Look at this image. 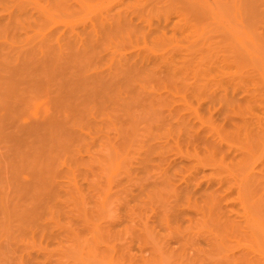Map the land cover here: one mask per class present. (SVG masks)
Here are the masks:
<instances>
[{
	"label": "bare ground",
	"instance_id": "1",
	"mask_svg": "<svg viewBox=\"0 0 264 264\" xmlns=\"http://www.w3.org/2000/svg\"><path fill=\"white\" fill-rule=\"evenodd\" d=\"M11 2H13V7L15 6L17 11H8L7 18L5 16V18H3V21L5 19L6 20L5 22L11 23V24L13 23V25H14V23L17 24L18 22L21 23L23 16H25L23 14L24 13L26 14L27 11L25 10L26 12H24V10H23V14L20 11L25 6V4L27 2H32L33 4L39 5L41 17H42V18L41 17L40 18L42 20L44 17L43 15L50 14L51 9H52V11H53V9L59 10V11L63 10L64 13H67L69 16H73L81 8V10H84V12L88 11L87 12L88 15L94 13L95 17H97V18L94 22L91 20L92 23H90V24L84 23V20L81 19V21L83 23L82 24L79 23L80 25L75 24L78 21H75V20L68 21L67 20L66 26L64 27V28L67 27V30L65 29V31H67V32L62 33L63 35H61V42L59 41L60 39H58L60 37L57 38L58 40L55 39V40H57V44H53V42H51V40L53 39L52 37L57 35L54 32L55 35L52 36V34H50V33H53L52 32L53 30H52L50 33L48 32L51 36H49V35L47 36V35L41 33L42 36L41 37L38 36L39 39L40 38L41 39L36 41V44L35 43L32 44L31 41L28 42L30 37L28 40L26 39L27 43L25 41V45L26 44L28 45V43L29 44L31 43L30 47L28 46V48H25L24 44L19 42L22 45L20 44L21 46L19 45L18 47L23 46L25 49L20 48V50H19V48L17 49L16 48L17 46H15L14 48H16V50H19V51L17 52L15 57L10 56L11 58L13 57V59H9V58L7 59L8 54H9L8 52H6L8 54H6L5 58L2 56L3 54H1L0 57H2V59L0 58V202L5 200V199L8 200V198H9L8 195H10V197L12 196L13 198L17 199L18 206L20 208H22L21 211L23 209L25 212L33 210V211H35L34 214H36V216H37V214L41 215V213H42L43 205L40 204L41 201H49L55 195H59L60 193H62V191L67 192L66 188H68V187L73 188V190L76 193L77 192L80 193L79 191L82 190L80 186L83 185L82 183L79 182L80 177H82L86 181L84 183L85 184L87 183V187H88L87 189L92 190L94 187L99 185V186H97V189L101 188L100 189L101 191L105 190V189H103V187H100V185L104 184L103 182H105V181L109 182V183L107 182L108 185L110 184L109 188H110V186L113 187L115 185L114 183L117 182L116 183L117 186L118 187L121 186V188H119V189H121V191L124 190V192L128 191V190H125V189H129V187L126 188L127 186H130V188H135V184H137L139 186V184L142 183L141 185L143 187L144 186L146 187L147 183H148V181H150V179H151L150 184H149L150 187L155 186L156 185L155 183H157L158 180H160L159 183L161 184V181H163V180H161V179L157 180V178L160 177L159 174L161 175V173L156 174L159 176V177L155 178L157 180L156 182H155V179L152 180L154 177H156V175L152 176V175H150L151 173L148 174V175H150V179L148 178V181H145L147 178H144L145 180L143 182H141L142 178H140V182H139V181H137V180H139V177L135 176L133 178V175L130 172V169H131L130 167L132 165H130L129 168H126L127 169L126 171L123 168L120 170L118 168H121L120 165H123L125 158H127L131 152H134V154H139V148L136 147V145L139 143V133L142 134V132H143L142 130H144V128L139 127V119L141 118V115L143 116V113L145 112L147 114L145 116L149 117L148 119H144L145 123L142 122L143 124H146V127L144 125V127L146 128L144 131L145 135L147 134V131H148V133H149V131L150 132L152 131L151 130L152 128L151 129L149 128V126L152 125V123L150 121L153 120L155 122L156 118L160 121V118L163 119V118L167 117L166 114L161 113L159 111V109L157 110V108L158 107L163 108V107H161V105H162V103L165 104V102L169 101V100H167L168 98L175 100V99H173V97L169 96V95H172V93H170L169 95L168 94L164 95V94L159 93L160 89H163L166 86L168 88L173 86L171 83L169 85L166 84L167 82L169 83V81H171L168 78L174 79V75L178 74L179 70L184 69L182 71L185 72V66L187 64L189 66L192 63V62L189 63L188 61H192L194 59L193 57L195 56L196 59H194V61L196 62V60H198V58H199L197 55L199 52L206 51L208 53V50L209 51L212 50L214 52L217 50L219 54L215 52L216 54L214 53L213 55H216V58H218V60L220 58V60L224 66H225V63L228 62V63H226V66L228 64H230L229 65L230 69L231 68L234 69V70L232 69L233 71L231 70L232 74L229 73V76H230V77L228 76L229 79L224 78V79H226L227 82H229L231 84L230 89H232V85L234 86V84H236L237 82L240 81L239 83L246 84L247 83L246 81H248V80L255 82V83H252L253 84L252 86H254L255 89L249 90L248 88L247 89L242 88L243 91L245 90L246 95L244 98H241V99L242 100L244 99L245 106L247 104L249 105V106L248 105L247 106L249 108L248 111L250 110V114H251L250 118H247V116L245 115L244 110H246L247 108H244L245 106H242L243 104L240 105L243 101L242 102L237 101L240 99L239 97H238L239 99L233 98L234 96L229 97L228 96L229 94L228 95L225 94V96H224L225 97L224 99L227 102V103L225 102V104H228L229 101L231 103V100H232V105H228L230 108H231V106L233 107V102L235 100L237 101V105L240 102L238 106L235 105L236 108L237 107L239 108V112L236 111L235 113H239L238 115L240 116V117H238L239 121H238V118L236 117L237 120L235 123L237 125L234 126L236 128L235 134H237V136H239V137L243 136V138H244L243 140H246V144L244 143V148H242L241 150L239 149L241 151V152H239L240 153L239 157L238 158L235 157V161H233L234 164H231L232 162L230 163V165H232V169L233 168L235 169L238 166L237 167V169H238L237 174L234 173V175H233V177L235 176L233 182L230 185H227V186H229L227 188V191H228L227 193H229V194L231 193V195H232L233 191H235V193H236V195H234V197H232L234 200L231 197H229L230 195L228 196V194L226 193L227 198L229 197L231 199L230 200L231 202H232V200L235 201V205H236V202H239V208H238V210L231 211L230 209H228L230 207H228L227 205L221 204L220 199H222V201H223L224 198H221L222 196L219 197L220 195L218 197H216V194H215L214 196L210 195L211 197L208 196V199L212 198V200H211L212 203L209 204L210 206H208L207 214L202 213L204 211L203 210L200 212L202 214H199V215H201V217H200L201 220L202 219L204 220V218H205L204 221H207V218L209 220V218L218 217L216 219V222L220 220L218 222L219 225L215 224V230H217L216 228H218L217 231H219V227L223 228V226H224V228H226L227 227L226 225L228 224L229 221H231V223L230 222L229 223L232 225V227L235 226V228H237L240 225L241 226L245 225V226H243L245 229L244 233H246V234L249 233L250 237L254 233L253 234L254 236H252L253 238H251L254 241H251V242H253V243L255 242L257 244L258 241H260L261 243H260V250H259V252L255 253L257 255L254 257L251 255H249V256H251V257H249L248 255L244 254V257L241 260L240 259L232 260L231 259L232 256H230V260H229L228 256H227V258H226L227 260L220 257L219 259L214 258L215 260H213V261L208 260L209 262L207 260H206L207 262L202 261L199 264H264V237L262 236L263 232H264V151H262V149L264 150V147L262 148V146H264V0H44V2H42V0H11ZM8 3H10V2L8 1ZM141 3H144L146 6L143 4L144 7L142 6V8H141L140 7ZM10 4H12V3H10ZM37 5H36V7H38ZM148 7H151L150 8L151 10L149 12L147 11V9H149ZM161 7L165 8L166 12L164 11L165 14H163V12H162V14L159 13L160 15L158 14L159 16L156 17L157 21H153L152 18L151 19L146 18L143 15L144 12L142 13V10H143V11L151 14V11H153V10L157 11L156 9H158V8H159L158 9V11H159L160 9H162ZM144 8H145V10H144ZM19 12L23 15V16L20 15L22 18L19 16V14H20ZM154 13L157 14V12H154ZM154 13L151 14V16L152 15L154 16ZM150 14H146V15L150 16ZM52 15L53 14H51L50 17ZM27 16H28V14H27ZM143 16H144V18H143ZM58 17H60V16H58ZM0 18H2V17L0 16ZM139 21H140V23H143V25H144V23L147 24V25H145V27L143 26L145 28L144 30L142 29V25L139 24ZM85 22H86V20H85ZM0 24H3V22H0ZM6 25L8 26L9 24H6ZM139 25H141V27ZM3 26H5V24ZM146 26L148 27V30L146 29ZM57 29L59 30V28H57ZM145 30H147V31H145ZM5 31H7V30H5ZM12 31H14V30H12ZM59 32H61V31L59 30ZM209 32H212V33H209ZM57 33H58V31H57ZM207 33H209V35L212 34V36H210V37L206 36ZM27 34L29 35V33H27ZM149 36L151 38L150 39L151 43L149 40L147 41V37L149 39ZM50 37L52 38L51 40H50ZM139 39L140 40L143 39L141 41L142 43L139 41ZM172 40H173V42L177 40L178 43L177 44L173 43V45H174L173 46V45H171ZM0 41H3V40H0ZM21 41L23 42L24 40H21ZM168 41H170V42H168ZM135 42H137L135 44L136 48L131 52L127 51L128 48H126V46H129L131 44L133 45ZM167 42L170 44V47L169 46H168V48L162 47ZM54 43H56V42L54 41ZM152 43H153V45H152ZM158 43L161 44L162 46L160 47V45ZM133 46H132V48H134ZM129 47L131 48V46H129ZM165 47H167V45ZM2 49L4 50L5 48H2ZM10 49H9V51H10ZM213 49H215V50H213ZM13 50L16 51L15 49H13ZM203 52H201L202 55L205 53V52L204 53ZM209 53H212V52H209ZM204 55H203L204 58H206V54H204ZM209 55H212V54H209ZM208 58H206V60ZM202 59H203V57H202ZM215 59H213V60H215ZM198 61H200V59ZM209 61H211V59H209ZM195 62H193L194 66H193V64L190 65V66H192L191 68H188L186 66L188 69V70L186 69L187 72L189 71V69L193 70L191 75L193 74V72L196 71L195 73H197V71L200 70L199 67H197V66L201 67V65H202L201 63H200L201 65H200L199 62L195 64ZM212 62L213 61H211V63ZM205 64H207V63H205ZM213 65H217V63L213 64ZM194 67H196V69ZM229 67H227V68H229ZM223 68L225 69V67H223ZM223 68L221 67V69H223ZM210 69H212V67ZM218 69H220V68H218ZM204 70H205V67H204ZM179 73L182 74L183 72L179 71ZM220 74H222V73H220ZM182 75H186V74L184 73ZM196 75H198V73ZM181 76H179V77H181ZM201 76H203V75L201 74ZM213 76H214V74H213ZM183 77H185V78H183ZM186 77L187 76H182L181 79L182 80L184 79L186 81ZM193 78H195V77H193ZM203 78H205V77H202L200 79H203ZM237 78L240 80L236 81ZM165 79H166V81L167 80L168 81L166 82ZM176 79H177V82H178V80L179 81L181 80L180 78L178 79V75H177ZM221 79L224 80L223 77ZM182 80L180 81V83L182 82ZM143 81H144V83L148 82V84L142 83ZM159 81L161 83H163V86L166 84L165 87L162 88V84L159 83ZM185 81H183V82H185ZM189 81L190 80H188V82ZM205 81L207 82L206 79H205ZM155 82H158L157 84H159V86L161 85L160 87H158L159 92H157L154 89ZM174 82H176V81H174ZM200 82H202V80ZM204 82H203V84H204ZM180 83H177L178 84L177 87L180 85ZM189 83H188L189 86L186 85L187 84V82H186L185 85L183 84L182 86L177 88V92L179 91L180 94L182 93L181 95H184L183 94V92H184L185 93L184 96H186V95H188V92L190 90V93H192V95L196 94L197 90H199V88H198L199 86L197 87L196 84L190 85ZM232 83H234V84H232ZM142 84H143V86L144 85H146V86L139 89V86L141 85L140 87H142ZM149 84H151L150 87H152L151 91L155 90V92H156V94L153 92L154 93V96H153L152 95L153 93L150 91L152 93L151 94L149 92L151 94V97L149 94H146L147 96L149 95L148 97L151 99L149 101V103L152 104V103H155V101H160V103H161V105L160 104H159V106L157 105L158 106L157 108H156V106H152L153 107L152 110L155 107L153 112H155L157 110L156 112L159 111L158 112L159 114H162V115L164 114V117L162 115L161 116L157 115L156 112L152 113V110L150 112L148 109H145L147 106L145 107L144 105H147L148 102L146 104L145 103L146 101L143 99H146L147 97L145 98V96H143L144 98H142V96H140V95H143V94H141L139 90H144V88L148 87ZM198 84H199V82H198ZM242 84L237 83L235 86H237V85L241 86ZM226 85H228V83ZM235 86H234V89H235ZM244 86H246V85H244ZM250 86H251V84H250ZM250 86H248V87H250ZM175 87H176V83L172 88H175ZM229 87H230V85H229ZM237 87L240 88L239 86H237ZM148 88H146V89H148ZM203 88H206V86ZM211 88H213V87H211ZM228 91L229 90L227 87V92ZM202 92H200V93H202ZM227 92H225V93H227ZM143 93H144V91H143ZM168 93H169V91H168ZM173 95H174V93H173ZM206 95H208V94H206ZM193 96H195V95H193ZM193 96L188 95V97H191V99H193ZM209 96H211V95H209ZM180 97H182L183 99H185V98L187 99V96L186 97L180 96ZM212 97L210 99H213V98L215 99V97H213V98ZM139 100L143 101L141 104L142 106L140 105L142 107L141 111L139 110ZM172 100L169 101L168 104L167 103L166 104L169 105L170 103H172ZM202 100H203V98H202ZM150 104H148L149 108L151 106ZM250 104H255V105L258 104V106L257 105L256 106L261 109V110H259L262 112L261 116L255 115L256 114L255 111L257 109L254 110V114H253L254 108H252V107L254 105L250 106ZM175 106H177V105H175ZM178 106H179V104H178ZM228 106H226V107H228ZM166 107L171 108V107H173V105L172 106H170V105L165 106L164 112L167 110ZM180 107L182 108L183 106H180ZM170 108L166 112L168 113L169 117L171 115H174L173 117L175 119L177 117V121H175V122L178 123V127L185 129V131L188 130L187 132L191 131L189 124L188 123L186 124L187 119L185 120V118L187 117V114H186V117L183 118L184 114L180 115L177 112L178 107H176L177 109L176 108L170 109ZM184 108H190V107L184 106ZM238 108H237V110H238ZM93 110H95V112H92ZM182 110H183V108L181 109V111ZM202 110H203V108H202ZM233 110L231 111V109H230L229 111L233 112ZM161 111H162V109H161ZM243 111H244V113H243ZM223 112H224V110H223ZM230 112H229V114H230ZM235 113H232V114L235 115ZM175 114H176V116H175ZM93 115L95 117H96V115H98L96 120L98 119L99 116H101L102 120L101 121L99 120L100 122L93 121L95 119L90 117ZM154 115L158 116L159 118L153 117ZM88 116L93 119L92 120L93 122H91V119L88 118ZM145 116H143V117H145ZM169 117H167V118H169ZM254 117L256 119H253ZM157 119H156L155 123H159V121ZM208 119L209 118H207V121H208ZM164 120L167 121V123L169 122V120H167V119H164ZM172 120H174V119H172ZM146 121H148V122H146ZM161 121H163V120H161ZM165 121H163V124H167ZM237 121L239 123H237ZM92 123H94V124L99 123L98 127H97V125H95L97 127V128L95 127L96 128L94 130L95 132H91V131L85 132L84 129L88 130V129L94 128V127L91 128L94 124L91 127H89L88 129L86 128V126H89ZM100 123H102L101 126H100ZM227 123H228V121H227ZM105 125L108 128L107 130L104 129ZM185 125L189 126L190 130ZM155 126L158 128L161 127V125L160 126L155 125ZM169 126H171V125L169 124ZM176 127H177V125H176ZM176 127L174 126L173 128H176ZM234 127H232V128H234ZM171 128H172V126H171ZM209 130H211V129H209ZM111 131H113V132H111ZM192 131H193V129H192ZM187 132H185V134ZM233 132H234V130H233ZM111 133H113V134H111ZM151 133H154V132H151ZM151 133H149V134H151ZM142 135H141V137H143ZM162 135H164V133L161 134V138L163 137ZM178 135H179V133H178ZM178 135L176 134V136H178ZM187 135H188V133H187ZM224 135H225V133H224ZM228 135L229 134H227V137H228ZM214 136H215V134L213 135V137ZM230 136H232V134ZM237 136H235V137H237ZM187 137L191 138V137H193V134H192V136L190 134V136L188 135ZM198 138H199V135H198ZM224 138H226V137H224ZM229 138L227 140H230ZM199 139L201 141V139H203V138H201V136H200ZM199 139L197 141H199ZM186 140H188V139L186 138ZM232 140H234L233 137H232ZM167 141H169V140H167ZM175 141H176V139H175ZM189 141H191V139ZM95 142H97V144H98V146L95 145L98 147V149L96 152L95 151L92 152V151H90L91 146H92V143L95 144ZM180 142H182V141L180 140ZM78 143H79V145H77ZM199 143H201V142H199ZM241 143H242L241 145H243V141ZM137 146H139V145H137ZM142 147H144V146H142ZM260 148H261V150L259 151ZM213 151H215V150L213 149ZM96 153L99 155L98 158H97ZM123 154H125V156ZM130 155H133V154H130ZM163 159H164V157H163ZM212 159H215V158H212ZM113 160H115V163L117 161V163L114 164ZM209 160H211V159H209ZM161 161H162V159H161ZM217 161L219 163L221 162L220 164L223 167L224 166L226 167L227 164H224V165L222 164L226 161H223V162L221 160H217ZM218 162H216L215 164L218 165L219 164ZM235 162H236V164L237 163L238 164L236 165ZM112 163L115 165L113 167L114 169L113 168L111 169ZM126 164H128V163L126 162ZM126 164L124 163V165H126ZM235 165H236V167H233ZM115 167H116V169H115ZM122 167H124V166H122ZM227 168H229V167L227 166ZM230 168H231V166H230ZM117 169H118V172H123L126 174V176H124V174H123V176H124L123 179H126L125 182L122 181L123 179L117 178L119 174H122V173H118L116 171ZM165 169L167 170V168H165ZM214 169H216V168H214ZM134 170H132V171H134ZM146 170H147V168H146ZM204 171H205V169H204ZM228 171L229 170H227L226 172H228ZM108 172H110V173H108ZM164 172H166V171H164ZM148 175L147 176L145 175V176L148 177ZM161 178H163V177L161 176ZM115 179H116V182L114 181ZM133 179H136V180L134 181ZM163 179H165V178H163ZM165 180H168V179H165ZM229 180H230V178H229ZM218 181H220V180H218ZM228 181H226V182H228ZM144 182H146V184ZM151 182H153V183H151ZM196 183H198V182H196ZM152 184H155V185H152ZM108 185H106V186H108ZM131 185L134 187H131ZM141 185L139 186L140 189L143 188ZM138 186H137V188H138ZM156 186H157V188L152 187V189L156 188L158 191L159 190L158 187H160V185H156ZM215 186H216V184H215ZM145 187H144V189H147V187L146 188ZM180 187L181 186H179L178 189H180ZM208 187H207V189L211 188V187H209V188ZM104 188H105V186H104ZM184 188L182 187L180 190L174 188V191H175L174 192V194H175L174 200H175V202L177 201L176 197L178 198L180 196L179 194H181V192H182V194L188 192V189H187L188 187L186 189H184ZM194 188H195V186H194ZM110 189H112V188H110ZM140 189H138V190H140ZM219 189H221V188H219ZM93 190H96V188ZM131 191H133V190H131ZM147 191H148V194L144 193ZM149 191H150V193H149ZM153 191H155V189ZM157 191H156V195H157ZM216 191H218V189ZM106 192H107V189H106ZM196 192H198V191L196 190ZM99 193L101 194V195H99V197L105 195V191L99 192ZM102 193H104V195H102ZM153 193L154 192H152V190L148 188V190H146V191L144 190L142 194H146V196L147 195L150 196ZM194 193H195V191L193 192V194ZM222 193H224V192H222ZM174 194H172V195H174ZM153 195H155V194H153ZM6 196H8V198ZM71 196L74 197V195H71ZM162 196H160V197H162ZM3 197H5V198L3 199ZM105 197H107V195L104 196V198L100 197V201H102V203H101L102 206L104 205V202H105L104 200H106ZM134 197H135V195H134ZM224 197H225V194H224ZM150 198H152V197H150ZM154 198H156V197H154ZM180 198H182V197L180 196ZM162 200H164V199H161V201ZM204 200H205V198H204ZM165 201H168V200L165 199ZM170 201H172V200H170ZM170 201H168V202H170ZM168 202H164V203H168ZM177 202H179V201H177ZM224 202H225V200H224ZM3 203L4 202H2V205H3ZM170 203L165 204V208H164V205L161 206L162 209L164 208L165 213L162 212L163 213L162 215H164V217L167 218V223L170 224V220H171V222H174V220L176 222L179 218H180L179 221L182 219L186 220V219H184L185 216L187 217V215H190V214L187 213L186 215H184L187 212V210L186 209L183 210L181 208L184 211V214H183L181 209L179 208L180 206H184V205L180 204V206H179V205H176L178 203H175V204H170ZM101 205L99 203V206H101ZM4 206H2V207H4ZM15 206L17 207V205H15ZM99 206L97 205L96 208ZM104 207H105V205H104ZM104 207H102V210L104 209ZM119 207H121V206H119ZM204 207H205V205H204ZM128 208H129V206H128ZM157 208H160V206ZM184 208H185V206H184ZM17 209H18V207H17ZM99 209H101V208H99ZM99 209H98V211H99ZM118 209L115 212L116 216L122 214V213L118 214V211L121 212ZM127 210H129V209H127ZM156 210H154V211L155 212L159 211V210L158 211H156ZM130 211H131V209H130ZM161 211H163V210H161ZM198 211H199V209H198ZM38 212H40V213H38ZM26 213H29V212H26ZM26 213H25V215H27ZM87 213L89 214V211H87ZM87 213H85V215ZM128 213H130V212H128ZM229 213H231V215L233 213L234 216L233 215L230 216ZM34 214H32V216ZM160 214H161V212H160ZM160 214H158V215H160ZM165 214H166V216H165ZM205 214H206L207 218L204 217ZM213 214H216V215H213ZM28 215H30V214H28ZM87 215H86V218L88 217ZM112 215L110 218H112ZM115 215H113V216L116 217ZM162 215H161V217H162ZM183 215H184V217H183ZM118 217L116 218L117 220L119 219ZM121 217L123 218L125 216L121 215ZM121 217H120L119 221L122 220V222H123V219ZM142 217H144V215ZM154 217H155V215H154ZM188 217H190L192 220H195V221L197 219L200 220V218H197L196 215H195L196 219L192 218L191 216H188ZM234 217L236 219H237V217H239L238 218V219H240L239 221L240 222L242 221L244 224L237 225V224H239V221L237 222V220ZM116 219L114 218L112 220V222L113 221L115 222ZM152 219H150V220H152ZM223 219H224V221H223ZM117 220H116V222H118ZM199 220L197 221L198 223H203L204 225L206 224L203 222V220L202 221L201 220L199 221ZM156 221H157V219H156ZM187 221H189V220H187ZM195 221H194V223H196ZM211 221H213V220L211 219ZM214 221H215V219H214ZM222 221L223 222L228 221V222H225L227 224H224V223H222ZM150 222H152V221H150ZM159 222H161V220ZM183 222H182V224H183ZM213 222H212V224L214 225L215 222L214 223ZM236 222H237V224H236ZM86 223H87V225L90 226V224H88V222H86ZM86 223H85V225H86ZM144 223H146V222H144ZM148 223H149V221L147 222V224ZM152 223H155V220H153ZM180 223H181V221H180ZM207 223H209V221ZM110 224H108L109 227H110ZM147 224H145V225L142 224L143 228L145 227L146 230H148L149 228L151 229L153 224L152 225H149V224L147 225ZM157 224H156V226H158ZM220 224H222V225H220ZM114 225H115V223H114ZM114 225H112V227ZM135 225H136V221H135ZM164 225L166 226V224H164ZM204 225L201 224L202 227H204ZM206 225H208V224H206ZM216 225H218L219 227H216ZM89 226L88 227L86 226L87 229L89 228ZM170 226H171V224H170ZM173 226H174V224H173ZM112 227H111V229H112ZM84 228H85V226H84ZM106 228H108L107 225H106ZM167 228H168V226H167ZM94 229H96L95 226H94ZM153 229L155 230L156 228H153ZM176 229H178V231H179V228H176ZM237 229L239 230L240 227ZM112 230H114V229H112ZM171 230H173V228ZM91 231L95 233L97 230L93 231V229H92ZM137 231H138V229L136 230V232ZM150 231H152V230H150ZM187 231H189V230H187ZM136 232H133L132 235L133 234L134 235L131 236V238H133L135 241L138 240V239H136L137 237L139 238V233H138L139 231L137 233ZM171 232H168V233H171ZM179 232H181V231H179ZM239 232L240 231H238V233ZM259 232H260V234H259ZM135 233L138 234V236ZM221 233H223V231ZM221 233L219 234V236L222 235ZM225 233H227V232H225ZM8 234H10V233H7L5 238L9 242L6 239H5L6 241L5 240L2 241L1 239L3 238V236H2V238H0V241H1L0 245H2L1 243H3V245L0 246V247H2L0 249V264H8L7 260L8 259L11 260L13 258L14 253L13 254L11 253L13 248H16L18 246V244H20V243H18V241H16L14 239L15 238L14 237L13 240H15L17 242V244L15 245L16 242L12 241V239H11L12 235H10L11 238H9ZM209 234H211V233H209ZM257 234H259L261 236V239H260V236L258 237ZM95 235H97V234L95 233ZM176 235H177V233H176ZM216 235H217V233H216ZM50 236L53 237L54 240L56 239L59 246L62 244L63 246L62 245L61 246L64 248L65 245H67V244L64 245L63 243H61L62 239H60L61 237L58 238L59 236L57 233L54 232L53 234H50ZM56 236H57V238H56ZM168 236L170 237V234ZM189 236L190 235H188V237ZM255 236H257L258 238L257 237L254 238ZM0 237H1V235H0ZM74 237H75V235H74ZM209 237H211V236H209ZM247 237H246V239H247ZM95 238L96 237H94V239ZM97 238H99V237L97 236ZM156 238L157 237L153 238L151 241L152 244L151 243H149V244L151 246L153 245L154 247H160V248H157V250H156L155 248L150 247L149 248V251H150L149 254H151V255L158 254L163 248L165 250L164 253L168 249H171V250H169V253H165V254L163 253V250H162L161 253H163L164 256L166 255V257H170L171 255L174 254L175 251H174V248H172L173 245L172 246L170 245L171 239H170V241H168L169 242L168 243L161 238H160L161 240L159 238H157V239ZM212 238H213V236H212ZM68 239H69V236H68ZM94 239H93V241L96 242V239L95 240ZM133 239H131V241ZM179 239H182L181 236L179 237ZM193 239H191V241L196 240L195 238H193ZM248 239H250V238L248 237ZM255 239H257L258 241H255ZM54 240H52V241H54ZM78 240L81 241V239H78ZM167 240H169V239H167ZM173 240L174 239H172V241ZM187 240L189 241V238ZM11 241L14 242L13 244H11V247H12V245H14L12 250L10 247H8L9 245L5 246V244H4L6 242L8 244H10ZM56 241H55V243H56ZM64 241H65V238L62 242H64ZM158 241H161L162 244H164L163 241H165L166 243H168V244L165 243L168 246L163 247L161 242L159 243ZM178 241H180V240H178ZM155 242H157V243L153 244ZM174 242H173V244H174ZM182 242H184V240H182ZM55 243H54V245H55ZM64 243H66V242H64ZM75 243H76V245L73 243L70 244V241H69V244L71 246L74 245L71 248H69L70 245L66 246V247H68V249H71V250H69V252L67 251L66 248L65 249H63L62 247L59 248V251L61 248H62V250H64V251L61 250V252H60L61 254L70 253V251L72 254L71 253L69 255L66 254L65 257H63L62 255L60 256V254H55V257H56L55 262H54V260L49 261L46 258V260L49 261V263H47V264H65L64 261L67 260L66 257H68V256H69L68 259H70V260H71V256L74 259V261H81V262L84 261L81 258H86L85 260H86L87 264H92L93 262L94 263L96 262L95 264H97V260H96L97 258H94V257H96V254L94 255V253L92 254L90 252V249H92V247H90V248L88 247V250L83 251L82 248L86 249V247H83L84 244L81 243L83 246L82 245L77 246L80 243H78L77 241ZM179 243H180V246H179V248H180L181 242H178V244ZM189 243H190V241H189ZM215 243H216V241H215ZM165 244H164V246H165ZM192 244H193V242H192ZM20 245H22V244H20ZM176 245H177V243H176ZM182 245H183V243H182ZM257 245H259V243ZM75 246L79 247V248L81 247L80 251H83V252L88 251L90 253V254H88V252H86L88 257L91 256V254H92V259L90 257L88 259L87 256L83 257L84 253H83V255L79 254L80 251H76L79 249L78 248L76 249ZM195 246H197V245H195ZM216 246H217V244H216ZM4 247H8V248H4ZM30 247H32V246H30ZM56 247H58V246H56ZM73 247H75V249H76L75 250L76 254H74L75 252H74ZM175 247H177V246H175ZM3 248L5 250L7 249V251H9V253L12 254L11 255L12 257L10 256L9 253H7V251H6V253H7L6 254ZM21 248H23V247H21ZM165 248H168V249H165ZM2 249H3V251H2ZM16 249H14V250L16 251ZM72 249H73V251H72ZM159 249H160V251H158ZM194 249H195V247H194ZM196 249L198 250L199 247ZM258 249H259V247H258ZM10 250H11V252H10ZM153 250L157 251V252H154ZM176 250H177V248H176ZM179 250H182V249H179ZM183 250H185V249H183ZM189 250H190V248H189ZM17 251H19V250L17 249ZM91 251L95 252L96 250L93 251V249H92ZM141 251L143 253V250H141ZM141 251H140V249H138L139 253ZM151 251H152V253H151ZM170 251H171V253H172V251H174V252L171 254ZM186 251H188V250L186 249ZM23 252H26V249ZM44 252H46V251H44ZM52 252H53V250H52ZM138 252H135V254H134L135 257L133 256V258H135L136 260H137L136 257L140 256L137 254ZM32 253H30V254H32ZM161 253H159V254H161ZM218 253H220V252H218ZM22 254H24V253H22ZM77 254H78V256H77ZM168 254H169V256H168ZM151 255H149V257H152ZM163 255H162V257H161V255H159V256L157 255V256H153V257H157V261H158V257L163 258L164 257ZM6 256L8 257V259ZM48 256H46V257H48ZM51 256L53 257L54 255H51ZM59 256H60V258H57ZM239 256L240 255H238V257ZM10 257H11V259H10ZM29 257H31V259H33L31 255H29ZM62 257L65 260H63ZM78 257L80 258V260H78ZM23 258L21 259L22 261H23ZM61 258L63 261L60 260ZM191 258H194V256L193 257L191 256ZM198 258H200V257H197V259ZM237 258H235V259H237ZM44 259H45V256H44ZM48 259H50V256L48 257ZM135 259H134V261H136ZM167 259H165L164 261H167ZM34 260L33 261L31 260L32 262L26 261L27 262L26 264H45L46 263V261H45V263H43L42 261L39 262L37 259L35 260L36 262H34ZM143 260H145V259H143ZM169 260H170V258H169ZM200 260H201V258H200ZM13 261H10V262H13ZM70 262H72V261H70ZM138 262H139V260H138ZM167 262H169V261H167ZM193 262H194V260H193ZM84 263H85V261H84ZM143 263H144V261H143ZM23 264H25V263H23ZM99 264H100V261H99ZM144 264H146V263H144ZM193 264H195V262Z\"/></svg>",
	"mask_w": 264,
	"mask_h": 264
},
{
	"label": "rangeland",
	"instance_id": "2",
	"mask_svg": "<svg viewBox=\"0 0 264 264\" xmlns=\"http://www.w3.org/2000/svg\"><path fill=\"white\" fill-rule=\"evenodd\" d=\"M8 1L10 2V3H12V4H10V3H8ZM42 2H44V0H42ZM144 3H141V8H142V6L144 7V5H143ZM36 5L37 4H33L32 2H27L26 4H25V6L21 9V13L23 14V10H24V12H26L27 11V13L25 14H23V15H25V16H23L20 12V14H19V16L21 15V16H23V19L21 20V23L20 22H18L17 24L16 23H14V25H13V23L11 24V23H7V22H5L6 20L4 19V21H3V18H5V16H6V18H7V14H8V11H17V9L15 8V6L13 7V2H11V0H0V16L2 17V18H0L1 20H0V22H3V24H0V40H3V41H0V56H1V54H3L2 56L5 58V56H6V54H8V57H7V59L9 58V59H13V57H15V55L17 54V52L20 50V48H28V46L30 47V44L28 43V45L26 44L25 45V41H26V43H27V40L29 39V37H30V39H29V41L28 42H32V44L33 43H35L36 44V41H38V40H40L39 39V37L38 36H42V34H45V35H49V36H51L50 34H52V36L53 35H55V33L57 34V35H55V36H53L52 38L50 37V40H51V42H53V44H57V40L58 39H60L59 41L61 42V35H63L62 33L63 32H67V31H65V29L67 30V27L66 28H64L65 26H66V23H67V20L68 21H70V20H75V21H78V22H76L75 24L76 25H78L79 23L80 24H82L83 22L81 21V19L82 20H84V23H88V24H90V23H92V21L94 22L95 20H96V18L97 17H95V14L93 13V14H87V12L88 11H85L84 12V10H81V8L78 10V12L75 14V15H73V16H69L67 13H64L63 12V10H61V11H59V10H54L53 9V11H52V9H51V11H50V14H46V15H43L44 17H43V20L41 19L42 17H41V12H40V8H39V5H37L38 7H36ZM35 6V7H34ZM146 6V5H145ZM150 6V5H149ZM8 7V8H7ZM15 8V9H14ZM147 8V7H146ZM149 9H147V11L149 12L151 9V7H148ZM162 8V7H161ZM159 9V8H158ZM158 9H156L157 11H155V10H153V11H151V14H153L154 12H157V14H155L154 13V16L152 17L151 16V14L150 13H148V12H145V11H143L142 10V13H143V15L146 17V18H152L153 19V21H157V18L156 17H158L160 14L159 13H161L162 14V12H163V14H165V12H166V9L165 8H162V9H160L159 11H158ZM165 9V10H164ZM26 10V11H25ZM144 10H145V8H144ZM165 11V12H164ZM27 14H28V16H27ZM51 14H53L51 17H50V15ZM87 14V15H86ZM146 14H150V16L149 15H146ZM159 14V15H158ZM57 15V16H56ZM20 16V17H21ZM28 18H27V17ZM58 16H60V17H58ZM69 16V17H68ZM91 16V17H90ZM144 16H143V18H144ZM149 16V17H148ZM41 17V18H40ZM22 18V17H21ZM20 18V19H21ZM28 20H27V19ZM26 19V20H25ZM47 19V20H46ZM42 20V21H41ZM59 20V21H58ZM80 20V21H79ZM85 20H86V22H85ZM92 20V21H91ZM66 21V22H65ZM65 23V24H64ZM5 24V26H3ZM6 24H9L8 26L6 25ZM79 24V25H80ZM139 24H141L142 25V29L144 30L145 28V25H147L146 23H144V25H143V23H140V21H139ZM141 25H139L140 27H141ZM63 26V27H62ZM144 26V27H143ZM4 27V28H3ZM53 27V28H52ZM6 28V29H5ZM9 28V29H8ZM57 28H59V30L61 31V32H59V30L57 29ZM55 29V30H54ZM146 29L148 30V27L146 26ZM4 30V31H3ZM5 30H7V31H5ZM12 30H14V31H12ZM53 30V31H52ZM147 30H145V31H147ZM53 32V33H50V32ZM57 31H58V33H57ZM50 34H49V33ZM55 32V33H54ZM27 33H29V35L27 34ZM42 33V34H41ZM209 33H212V32H209ZM209 33H207L206 34V36H212V34L211 35H209ZM215 34V33H214ZM16 35V36H15ZM33 36V37H32ZM58 37H60V38H58ZM58 38V39H57ZM27 39V40H26ZM33 41H32V40ZM55 39H57V40H55ZM151 38H150V36H149V39H148V37H147V41L149 40L150 41V43H151V40H150ZM214 39V38H213ZM21 40H24L23 42L21 41ZM143 40V39H142ZM142 40H140L139 39V41L141 42ZM212 40V39H211ZM14 41V42H13ZM54 41L56 42V43H54ZM214 41V40H213ZM19 42H21L22 44H24V47L22 46V47H18L21 43H19ZM168 42H170V41H168ZM167 42V43H168ZM211 42V41H210ZM137 42H135L133 45L131 44V45H129V46H131V48L129 47V46H126V48H128V50L127 51H129V52H131V51H133L135 48H136V46H135V44H136ZM142 43V42H141ZM165 44V45H161V44H159L160 45V47L162 46V47H164V48H168V46L170 47V44L168 43V44ZM171 45H173V43H175V44H177L178 42H177V40L176 41H174L173 42V40L171 41ZM21 44V45H22ZM20 45V46H21ZM152 45H153V43H152ZM167 45V47H165ZM13 46V47H12ZM15 46H17L16 48L18 49L19 48V50H16V48H14ZM27 46V47H26ZM132 46L134 47V48H132ZM174 46V45H173ZM172 46V47H173ZM11 49H10V48ZM171 47V48H172ZM2 48H5L4 50L2 49ZM15 49L16 51H14L13 49ZM24 48V49H25ZM9 49H10V51H9ZM209 49V48H208ZM205 50V49H204ZM213 50H215V49H213ZM6 52H8V53H6ZM201 52H203V51H201ZM201 52H199L197 55H198V60L200 59V61H198V60H196V62L194 61V59H196V57L194 56L193 58V60L192 61H188L189 63L190 62H192L191 64H193V62H195V64L196 63H198L199 62V64L201 65V67L200 66H197V67H199V69L200 70H198L197 71V73H198V75H196L197 73H195V72H193V74L191 75V73H192V71L193 70H191V69H189V71L187 72V67L188 68H191L192 66H188V64L185 66V72L184 71H182V70H184V69H182V70H179V71H181V72H183L182 74H186V75H182L181 73H179V71H178V74H176V75H174V79H171V78H168L169 80H171V81H169V83L166 81V79H165V81L167 82L166 84L167 85H169L170 83L174 86L175 85V83H176V89L175 88H172L173 86H171V87H165V85L163 86V83H161L160 81H159V83H161L162 84V88L163 87H165V88H163V89H160V92L158 91V87H160L159 86V84H157L158 82H155V87H154V89L157 91V92H159V93H161V94H164V95H169L170 93H172V95H169L170 97H173V99H175V100H172V99H170V98H168L167 100H169V101H171L172 100V103H170L169 105L170 106H172L173 105V107H169L170 109H173V108H176V107H178V110H177V112L180 114V115H183L184 117L183 118H185L186 117V114H187V117L185 118V120L187 119V122H186V124L188 123L189 124V126H190V128H191V131H189V132H187L188 130H186L185 131V129H182L181 127L179 128L178 127V123L177 122H175V121H177V117H176V119L173 117L174 115H171L170 117L168 116V113L166 112V111H168V109L169 108H167V110L164 112V108H165V106H169V105H167L168 104V102L169 101H167V102H165V104L164 103H162V105H161V103H160V101H155V103H152V104H150L149 103V101L151 100L148 96L150 95V97H151V94L154 92L155 94H156V92H155V90H153V91H151L152 90V87H150V85L151 84H149V88L148 87H146V88H148V89H146V88H144V90H139L140 91V93L141 94H143V95H140V96H142V98H144L143 96H145V98L148 100H146V99H143V100H145L144 102L147 104V102H148V104H150L151 106H150V108H149V105L147 104V105H144L146 108L145 109H148L150 112H151V110H152V106H156V108L159 106V104L161 105V107H163V108H160V107H158L157 108V110L159 109V111L161 112V113H164V114H166L167 115V117H169V118H167L166 116V118H160V121L161 120H163V121H165L164 119H167V120H169V122L167 123V121H165L167 124H163V121H159L156 117H158V116H153V117H155L158 121H159V123H155L156 122V119H155V122L152 120V121H150L151 123H152V125L151 126H149V128L152 130L151 132H154V133H151L150 131H149V133H151V134H149L148 133V131H147V134L145 135V127H146V124H143V123H145V121H144V119H148L149 117L148 116H145V115H147L145 112L143 113V116H145V117H143L142 115H141V118L139 119V127L140 128H144V130H142L141 132H142V134L141 133H139V143L137 144V145H139V146H137L136 145V147H138L139 148V154H134V152H131L130 154H133V155H130L129 154V156L127 157V158H125V161L128 163V164H126V162L124 161L123 162V165H120V167L121 168H118L119 170L120 169H125V171L127 170L126 168H129V166L130 165H132L130 168L132 169V170H134V171H132L131 169H130V172H131V174L133 175V178L135 177V176H138L139 177V180H137V181H139L140 182V178H142L141 179V182H143L145 179L144 178H147L145 181H148V178L150 179V175H152V176H155L156 174H159V173H161V175L159 174V176L158 175H156V177H152L153 179L152 180H154L155 178H157V177H159V178H157V180L158 179H161V180H163V181H161V184L159 183V181L160 180H156L155 179V182L157 181V183H155L156 185H160V187H158V191H157V186L155 185V184H152V185H155V186H152V187H156V188H154L155 189V191H153L154 189H152V187H150V181H151V179H150V181H148V183H147V189H144V187L141 185V184H139V186L141 185L143 188H141L140 189V187L137 185V184H135V188H130V186H127L126 188H128L129 187V189H125V190H128L127 192H124V190L123 191H121V189H119V188H121V186L120 187H118L117 186V182H116V179L114 180L116 183H114L115 185V187L113 188L112 186H110V188H112V189H110L109 188V185H108V181H105V182H103L104 184H102V185H100V187H103V189H105V190H103V191H101L100 189L101 188H98L97 189V186H99V185H97L96 187H94L93 189H95L96 188V190H91V189H87L88 187H87V183L85 184L84 182H86L82 177H80L79 178V182L80 183H82L83 185L82 186H80L81 187V191H79L80 193H76L74 190H73V188H71V187H68V188H66V190H67V192H64V191H62V193H60L59 195H55L53 198H51L49 201H41L40 202V204H42L43 205V209H42V213H41V215L39 214H37V216H36V214H34L35 213V211H26V212H29V213H26L25 211H24V209L21 211V209L22 208H20L19 206H18V201H17V199L16 198H13L12 196L10 197V195H8L9 196V198H8V196H6L7 198H8V200L7 199H5V200H3L5 197H3V201H1L0 202V235H1V237L0 238H2V236H3V238L1 239L2 241L3 240H5L6 238V234L7 233H10V234H8L9 235V238H11L10 237V235H12V241H14V242H16V241H18V243H20V244H24L23 246L22 245H20V244H18V250L19 251H17V249L16 248H13L14 247V245H12V247H11V244H13L14 242H10V244H8L7 242V244L6 243H4L5 244V246H7V245H9L8 247H10L11 248V250H12V248H13V250H12V252H11V250H10V252L13 254V258L11 259V255L12 254H10L9 253V251H7V249L5 250L4 248H8V247H4L3 249H4V251H5V253H6V251H7V253H9L10 254V259L11 260H9L8 259V257H7V261H8V264H23V263H27L28 261L29 262H32L35 258L40 262V261H42L43 263H45V261H46V263L45 264H47V263H49V261H51V260H54V262H55V260H56V257H55V254H60V256L62 255L63 257H65V255L66 254H70L71 253V251H70V253H66V254H61L60 252H61V250H62V246L60 245L59 246V244L57 243V241H56V239L54 240V238L53 237H51L50 236V234H53L54 232L55 233H57L58 234V238H60V239H62V241L64 240V238H65V241L64 242H66V243H64V242H62L61 241V243H63L64 245L65 244H67V245H65V247L63 248V249H67V251L69 252V250H71V249H68V247H66V246H68V245H70L71 243H73V244H75L76 245V241L78 242V243H80L79 245H77V246H80V245H82L81 243H83L84 244V246L83 247H86V249L84 248H82V250L84 251V250H88V247L90 248V247H92V249H93V251H95V252H92L91 250L92 249H90V252L93 254L94 253V255L96 254V257H94V258H97L96 260H97V264H99V261H100V264H134L135 262V264H144V263H146V264H193L194 262H195V264H199V263H201L202 261L203 262H207L208 260H211V261H213V260H215L216 258H224L225 260H227L226 258H227V256H228V259L230 260V256H232L231 257V259L232 260H238V259H242L243 257H244V254L245 255H251V256H256L257 254H255V253H257V252H259V250H260V241H258L257 239H255V241H258V243H259V245H257L255 242L253 243V242H251V241H254L253 239H251V238H253L252 236H254L252 233V236L250 237L249 236V233H244V231H245V229H244V227L243 226H245V225H240V224H244L242 221L240 222L239 220L240 219H238L239 217H237V222L239 221V224H237V222H236V224L237 225H240V226H238L237 228H239L240 227V229L238 230L237 228H235V226H233L232 227V225L230 224L231 223V221H225V222H228V224L227 223H225V222H223L224 221V219H223V221H222V223H224V224H227L226 226V228H224V226H223V228H220L218 225H219V221H217L216 222V219L218 218V217H216V218H209V220H208V218L206 217V214H207V210H208V206H210L209 204H211L212 202H211V200H212V198L211 199H208V196L209 197H211L212 195L214 196L215 194H216V197H218L219 195V197H221V198H224L223 199V201H222V199H220L221 200V204H223V205H227L228 207H230V208H228V209H230L231 211H233V210H238V208H239V202H236V205H235V201H233L234 199L232 198V197H234V195H236V193H235V191H233V193H232V195H231V193L229 194V193H227L228 191H227V188L229 187V186H227V185H230L232 182H233V180H234V177H233V175H234V173H236L237 174V167H236V165L238 164H236V162H235V166H233V167H236L234 170L232 169V165H230V163L231 164H234V162L233 161H235V157H239V152H241L240 150L242 149V148H244V143L246 144V140H243L244 138H243V136L242 137H239V136H237V134H235V131H236V128L234 127V126H236L237 124L235 123L236 122V120H237V118L238 117H240L238 114L239 113H235L236 111L237 112H239V108H238V110H237V108H236V106H238L239 105V103L240 102H242L240 105H242V106H245V104H244V99L242 100L241 98H244L245 97V95H246V93H245V90L243 91L242 90V88L244 89H255L254 88V86H252L253 84L252 83H255V82H252V81H246L247 83L246 84H244V85H246V86H244L242 83H239L240 81V79H238L237 78V80L236 81H239V82H237L238 84H242L241 86L240 85H237V86H239L240 88H238L237 86H235L236 84H234V83H232V84H234V86H235V89H234V86L232 85V89H230L231 88V84L229 83V82H227L226 81V79H229V73H231L232 74V71L234 70L233 68H231L230 69V67H229V65L230 64H228L227 66H226V63H228V62H226L225 63V66L223 65V63L221 62V60H220V58H219V60H218V58H216V55H213L215 52L216 53H218V51L216 50L215 52L214 51H209L208 50V53L206 52V51H204L203 53L204 54H206V58H208L207 60H206V58H204V56L202 55V53ZM209 52H212V53H209ZM215 53V54H216ZM209 54H212V55H208ZM219 54V53H218ZM196 55V56H197ZM10 56H13L12 58L10 57ZM202 57H203V59H202ZM1 59H2V57H0ZM215 59V60H213V59ZM205 59V60H204ZM209 59H211V61H213L212 63H211V61H209ZM222 59V58H221ZM198 61V62H197ZM207 61V62H206ZM216 61V62H215ZM220 62V63H219ZM205 63H207V64H205ZM209 63V64H208ZM217 63V65L219 66H217V65H213V64H216ZM205 64V65H204ZM193 66H194V64H193ZM203 66V67H202ZM232 66V65H231ZM204 67H205V70H204ZM212 67V69H210ZM221 67L223 68V67H225V69L223 68V69H221ZM227 67H229V68H227ZM195 69H196V67H194ZM207 68V69H206ZM218 68H220V69H218ZM187 69V70H186ZM194 69V70H195ZM209 69V70H208ZM227 69V70H226ZM229 69V70H228ZM233 69V70H232ZM203 72H202V71ZM220 70V71H219ZM232 70V71H231ZM191 71V72H190ZM219 71V72H218ZM224 71V72H223ZM201 72V73H200ZM207 74H206V73ZM217 72V73H216ZM228 72V73H227ZM220 73H222V74H220ZM227 73V74H226ZM201 74L203 75V76H201ZM213 74H214V76H213ZM216 74V75H215ZM226 74V75H225ZM177 75H178V79L180 78L181 79V77L182 76H187L186 77V81L183 79H181L182 80V82L183 81H185V82H181L180 83V81L178 80V82H177V79H176V77H177ZM182 75V76H181ZM223 75V76H222ZM179 76H181V77H179ZM201 76V77H200ZM229 76V77H228ZM190 77V78H189ZM193 77H197L196 79L195 78H193ZM202 77H205V78H203V79H200V78H202ZM223 77V79L224 78H226V79H224V80H222L221 78ZM173 78V77H172ZM183 78H185V77H183ZM189 78V79H188ZM193 80H192V79ZM205 79L207 80V82L205 81ZM176 81V82H174V81ZM188 80H190L189 82H188ZM192 80V81H191ZM197 80V81H196ZM202 80V82H200V81ZM217 80V81H216ZM173 81V82H172ZM205 81V82H204ZM224 81V82H223ZM186 82H187V84H186ZM197 82V83H196ZM198 82H199V84H198ZM203 82H204V84H203ZM218 82V83H217ZM251 82V83H250ZM142 83H144V81L142 82ZM148 84V82H145L144 84ZM174 83V84H173ZM177 83H180V85L177 87ZM188 83L190 84V85H192V84H196L197 85V87L199 88V90H197V92H196V94H193V95H195V96H193L192 95V93H190V90H189V92H188V95L189 96H193V99H191V97H188V95H186L187 96V101L185 100V99H183L182 97H180V96H183V97H186V96H184L185 95V93L183 92V94L184 95H181L180 94V92L178 91L177 92V88H179L180 86H182L183 84L185 85H188ZM208 83V84H207ZM228 83V85H226V84ZM157 84V85H156ZM213 84V85H212ZM216 84V85H215ZM222 84V85H221ZM250 84H251V86H250ZM257 84V83H256ZM208 85V86H207ZM221 85V86H220ZM229 85H230V87H229ZM141 86V85H140ZM139 86V89H141V88H143V87H145L146 85H144L143 86V84H142V87H140ZM189 86V85H188ZM202 86V87H201ZM206 86V88H203V87H205ZM213 87V88H211V87ZM224 86V87H223ZM248 86H250V87H248ZM196 87V86H195ZM201 87V88H200ZM227 87H228V92H227ZM257 87V86H256ZM171 88V89H170ZM197 88V89H198ZM211 88V89H210ZM146 89V90H145ZM167 89V90H166ZM171 91H170V90ZM174 90V91H173ZM203 92H202V91ZM238 90V91H237ZM142 91V92H141ZM143 91H144V93H143ZM147 91V92H146ZM152 93H151V92ZM166 91V92H165ZM168 91H169V93H168ZM173 91V92H172ZM176 91V92H175ZM216 91V92H215ZM243 91V92H242ZM146 92V93H145ZM151 94H150V93ZM200 92H202V93H200ZM225 92H227V93H225ZM154 93L152 94L153 96H154ZM173 93H174V95H173ZM178 93V94H177ZM146 94H149L148 96L146 95ZM206 94H208V95H206ZM225 94L226 95H228L229 97L231 96V97H233V98H236V99H239V100H237V101H240L239 103H238V105H237V101L235 102H233V107L231 106V108L228 106V105H232V100H231V103H230V101L228 102V104H225ZM243 94V95H242ZM198 95V96H197ZM206 95V96H205ZM209 95H211V96H209ZM139 96V97H140ZM156 96V95H155ZM197 96V97H196ZM215 97V99L213 98V97ZM195 97V98H194ZM207 97V98H206ZM213 98V99H210V98ZM228 97V98H229ZM239 97V98H238ZM199 98V99H198ZM202 98H203V100H202ZM232 98V99H233ZM208 99V100H207ZM199 100V101H198ZM213 100V101H212ZM228 100V99H227ZM142 100L140 101L139 100V110L141 111V109H142ZM224 102V103H223ZM246 102V101H245ZM144 103V104H145ZM167 103V104H166ZM175 103V104H174ZM227 103V102H226ZM154 104V105H153ZM178 104H179V106H178ZM225 104V105H224ZM247 104V103H246ZM141 105V106H140ZM158 105V106H157ZM175 105H177V106H175ZM204 105V106H203ZM214 105V106H213ZM236 105V106H235ZM248 105V104H247ZM246 105V106H247ZM252 105H254L252 108H254L253 109V114H254V110H256L255 111V115L256 116H261V114H262V112L261 111H259V110H261L259 107H257L258 106V104H250V106H252ZM143 106V107H144ZM180 106H183L182 108H183V110L181 111V107ZM184 106L185 107H190V108H184ZM215 108H213V107ZM226 106H228L230 109H231V111L233 110V112H230L229 110V108L228 107H226ZM244 107V108H247L246 110H244L245 111V115L247 116V118H250L251 117V114H250V110L248 111V106L247 107ZM141 107V108H140ZM224 107V108H223ZM202 108H203V110H202ZM212 108V109H211ZM251 108V109H252ZM154 109H155V107H154ZM153 109V110H154ZM161 109H162V111H161ZM177 109V108H176ZM185 109V110H184ZM153 110H152V113H155V112H153ZM223 110H224V112H223ZM230 112V114H229V112ZM158 111V112H159ZM219 111V112H218ZM244 111H243V113H244ZM92 112H95V110H93ZM158 112H156L157 113V115H162V114H159ZM181 112V113H180ZM191 113V114H190ZM232 113H235V115L234 114H232ZM241 113V112H240ZM259 113V114H258ZM164 114L162 115L163 117H164ZM223 114V115H222ZM99 115V114H98ZM98 115H96V117L93 115V116H90V117H92L93 119H95V120H93L92 118H90L89 116H88V118H90L91 119V122H93V121H98V122H100L102 119H101V116H99L98 117V119L96 120V118H97V116ZM189 115V116H188ZM206 115V116H205ZM228 115V116H227ZM244 115V114H243ZM175 116H176V114H175ZM173 117V118H172ZM194 117V118H193ZM237 117V118H236ZM159 118V117H158ZM207 118H209L208 119V121H207ZM223 118V119H222ZM89 119V120H90ZM172 119H174V120H172ZM253 119H256L255 117L253 118ZM93 120V121H92ZM100 120V121H99ZM206 121V122H205ZM227 121H228V123H227ZM238 121H239V118H238ZM237 121V123H239ZM143 122V123H142ZM146 122H148V121H146ZM175 122V123H174ZM212 122V123H211ZM234 122V123H233ZM172 123V124H171ZM215 123V124H214ZM256 123V122H255ZM94 123H92V124H90L89 126H86V128L88 129L89 127H91L92 125H93ZM99 124V123H98ZM98 124H94L91 128H93V129H88V130H86V129H84V131L85 132H89V131H91V132H95L94 130L99 126ZM101 124L102 123H100V126H101ZM163 124V125H162ZM169 124L172 126V128H171V126H169ZM194 124V125H193ZM199 124V125H198ZM95 125H97V127L95 126ZM144 125H145V127H144ZM155 125H157V126H160L161 125V127L160 128H158V127H156ZM165 125V126H164ZM168 125V126H167ZM176 127V125H177V129L176 128H173L174 126ZM185 126H187V125H185ZM189 126H187V128L189 129ZM96 127V128H95ZM232 127H234V128H232ZM85 128V127H84ZM148 128V127H147ZM156 128V129H155ZM214 128V129H213ZM104 129L105 130H107L108 128H107V126L105 125L104 126ZM149 129V130H150ZM192 129H193V131H192ZM209 129H211V130H209ZM93 130V131H92ZM155 130V131H154ZM158 130V131H157ZM179 132H178V131ZM182 130V131H181ZM190 130V129H189ZM205 130V131H204ZM207 130V131H206ZM233 130H234V132H233ZM209 131V132H208ZM226 131V132H225ZM111 132H113V131H111ZM185 132H187L188 133V135L190 136V134H191V136H192V134H193V137H187L188 135H187V133L185 134ZM204 132V133H203ZM228 132V133H227ZM162 133H164V135H162L163 137L161 138V134ZM178 133H179V135H178ZM224 133H225V135H224ZM111 134H113V133H111ZM176 134L178 135V136H176ZM215 134V136L213 137V135ZM227 134H229L228 135V137H227ZM232 134V136H230ZM234 134V135H233ZM141 135L143 136V137H141ZM183 135V136H182ZM195 135V136H194ZM198 135H199V138H200V136H201V138H203V139H201V141H200V139L198 138ZM180 136V137H179ZM182 136V137H181ZM235 136H237V137H235ZM184 137V138H183ZM196 137V138H195ZM224 137H226V138H224ZM230 137V138H229ZM232 137L234 138V140H232ZM146 138V139H145ZM179 138V139H178ZM186 138L188 139V140H186ZM230 139V140H227V139ZM175 139H176V141H175ZM191 139V141H189ZM199 139V141H197ZM206 141H205V140ZM236 139V140H235ZM143 140V141H142ZM167 140H169V141H167ZM178 140V141H177ZM180 140L182 141V142H180ZM194 140V141H193ZM204 140V141H203ZM197 141V142H196ZM220 141V142H219ZM243 141V145H241L242 142ZM142 142V143H141ZM145 142V143H144ZM168 142V143H167ZM172 142V143H171ZM190 142V143H189ZM199 142H201V143H199ZM209 142V143H208ZM236 142V143H235ZM137 143V142H136ZM144 143V144H143ZM167 143V144H166ZM181 143V144H180ZM187 143V144H186ZM143 144V145H142ZM228 144V145H227ZM77 145H79V143L77 144ZM95 145H97L98 146V144H97V142H95V144H93L92 143V146H91V150L90 151H97V149H98V147L97 146H95ZM142 146H144V147H142ZM199 146V147H198ZM209 147V148H208ZM241 147V148H240ZM264 146H262V148H263ZM192 148V149H191ZM190 149V150H189ZM213 149L215 150V151H213ZM240 149V150H239ZM227 150V151H226ZM261 150V148L259 149V151ZM199 151V152H198ZM201 151V152H200ZM262 151H264L263 149H262ZM261 151V152H262ZM184 152V153H183ZM208 152V153H207ZM212 152V153H211ZM201 153V154H200ZM215 153V154H214ZM96 155H97V158L99 157V155L96 153ZM124 156H125V154H123ZM137 155V156H136ZM215 156V157H214ZM224 156V157H223ZM138 159H137V158ZM163 157H164V159H163ZM169 157V158H168ZM211 157V158H210ZM226 157V158H225ZM133 158V159H132ZM212 158H215V159H212ZM236 158V159H237ZM128 161H127V160ZM132 159V160H131ZM161 159H162V161H161ZM209 159H211V160H209ZM224 159V160H223ZM226 159V160H225ZM134 160V161H133ZM217 160H223V161H226V162H224V163H222L223 165L224 164H227L226 165V167L224 166H222ZM238 160V159H237ZM120 161V160H119ZM200 161V162H199ZM212 161V162H211ZM214 161V162H213ZM222 161V162H223ZM113 162H114V164H116L117 163V161H116V163H115V160H113ZM131 162V163H130ZM216 162H218L219 164V166L217 165V164H215ZM124 163L126 164V165H124ZM133 163V164H132ZM135 163V164H134ZM138 163V164H137ZM177 163V164H176ZM113 163H112V167H111V169L115 166ZM170 164V165H169ZM189 164V165H188ZM229 164V165H228ZM161 165V166H160ZM221 165V166H220ZM122 166H124V167H122ZM172 166V167H171ZM227 166L230 168V166H231V168L229 169V168H227ZM145 167V168H144ZM183 167V168H182ZM205 167V168H204ZM223 167V168H222ZM138 168V169H137ZM146 168H147V170H146ZM165 168H167V170L165 169ZM171 168V169H170ZM189 168V169H188ZM213 168V169H212ZM214 168H216V169H214ZM219 168V169H218ZM227 168V169H226ZM110 169V168H109ZM108 169V170H109ZM110 169V170H111ZM114 169V168H113ZM115 169H116V167H115ZM118 169L116 170L117 172H118ZM161 169V170H160ZM204 169H205V171H204ZM232 169V170H231ZM137 170V171H136ZM169 170V171H168ZM188 170V171H187ZM227 170H229L228 172H226ZM112 171V170H111ZM122 171V170H121ZM164 171H166V172H164ZM168 171V172H167ZM208 171V172H207ZM196 172V173H195ZM205 172V173H204ZM108 173H110V172H108ZM118 173H122V174H119L118 175V179H123L124 178V176H126V174L125 173H123V172H118ZM139 173V174H138ZM151 173V174H150ZM217 173V174H216ZM123 174H124V176H123ZM148 174H150V175H148ZM166 174V175H165ZM219 174V175H218ZM148 175V177H146V176ZM123 176V177H122ZM144 176V177H143ZM161 176L163 177V178H165V179H168V180H165V179H163V178H161ZM167 176V177H166ZM226 176V177H225ZM230 178V180H229V178ZM114 178V177H113ZM191 178V179H190ZM226 179V180H225ZM134 181L136 180V179H133ZM165 180V181H164ZM172 180V181H171ZM190 180V181H189ZM217 180V181H216ZM218 180H220V181H218ZM229 180V181H228ZM123 182H125L126 181V179H123L122 180ZM207 181V182H206ZM226 181H228V182H226ZM108 182V183H107ZM154 182V181H153ZM153 182H151V183H153ZM168 182V183H167ZM171 182V183H170ZM184 182V183H183ZM196 182H198V183H196ZM145 184H146V182H144ZM163 183V184H162ZM202 183V184H201ZM224 183V184H223ZM228 183V184H227ZM169 184V185H168ZM183 184V185H182ZM186 184V185H185ZM215 184H216V186H215ZM226 184V185H225ZM105 186V188H104V186ZM106 185H108V186H106ZM134 185V184H133ZM138 186V188H137V186ZM144 185V184H143ZM192 185V186H191ZM212 185V186H211ZM223 185V186H222ZM166 186V187H165ZM179 186H181L180 187V189L183 187H185L184 189H186L187 187V189H188V192L187 193H183L182 194V192H181V194H179L182 198H180V196L177 198L176 197V200L177 201H179V202H175V198H174V196H175V194H174V188L175 189H178L179 188ZM190 186V187H189ZM194 186H195V188H194ZM211 187V188H209V187ZM108 187V188H107ZM131 187H134V186H132L131 185ZM145 187V188H146ZM177 187V188H176ZM207 187L209 188V189H207ZM148 188L149 189H151L152 190V192H154L153 194H155V195H153V194H151L150 196H146V194H148V191L147 192H144V193H146V194H142L143 193V191L145 190H148ZM207 190H206V189ZM219 188H221V189H219ZM106 189H107V192H106ZM111 191H110V190ZM138 189H140V190H138ZM144 189V190H143ZM180 189H178V190H180ZM192 189V190H191ZM200 191H199V190ZM218 189V191H216ZM131 190H133V191H131ZM196 190L198 191V192H196ZM226 190V191H225ZM74 191V192H73ZM105 191V195H104V193H102V195H104V196H106L107 195V197H105L106 198V200H104L105 202H104V205H105V207H104V205L102 206L101 205V203H102V201H100V197H103L104 198V196H100L99 197V195H101L99 192H104ZM110 191V192H109ZM119 191V192H118ZM121 191V192H120ZM142 193H141V192ZM156 191H157V195H156ZM164 191V192H163ZM195 191V193L193 194V192ZM224 192V193H222V192ZM73 192V193H72ZM140 192V193H139ZM126 193V194H125ZM138 193V194H137ZM149 193H150V191H149ZM163 193V194H162ZM192 193V194H191ZM214 193V194H213ZM228 194V196L229 197H231L233 200H232V202L230 201L231 199L228 197L227 198V194ZM172 194H174V195H172ZM191 194V195H190ZM224 194H225V197H224ZM71 195H74V197H72ZM126 195V196H125ZM134 195H135V197H134ZM163 195V196H162ZM187 195V196H186ZM193 195V196H192ZM203 195V196H202ZM211 195V196H210ZM160 196H162V197H160ZM150 197H152V198H150ZM154 197H156V198H154ZM164 199V200H162L161 201V199ZM203 197V198H202ZM207 197V198H206ZM204 198H205V200L207 201H205L204 200ZM165 199L166 200H168V201H170V200H172V201H170V202H168V201H165ZM227 199V200H226ZM174 200V201H173ZM224 200H225V202H224ZM168 202V203H170V204H175V203H178V204H176V205H179L180 206V204H182V205H184L185 206V208H184V206H180L179 208L181 209H186L187 210V212L184 214V211L181 209V211H182V213L184 214V215H186L187 213H189L190 215H187V217L185 216V218L184 219H186V220H183L182 218L184 217V215H183V217L181 218L182 220H180L181 221V223H180V221H179V219L175 222V220H174V222H171V220H170V224H171V226H170V224H168L167 223V218H165L164 217V215H162L163 213H165L164 212V208H165V204H168V203H164V202ZM237 201V200H236ZM2 202H4L3 203V205H2ZM164 204H163V203ZM205 202V203H204ZM99 203H100V205L101 206H99ZM238 203V204H237ZM161 204V205H160ZM5 205V206H4ZM15 205H17V207H18V209H17V207L15 206ZM99 206V207H97L98 209L99 208H101V209H99V211H98V209L96 208V206ZM162 205H164V208L162 209ZM204 205H205V207H204ZM2 206H4V207H2ZM119 206H121V207H119ZM128 206H129V208H128ZM160 206V208H157V207H159ZM190 206V207H189ZM200 206V207H199ZM102 207H104V209L102 210ZM119 208V209H118ZM129 209V210H127V209ZM204 208V209H203ZM232 208V209H231ZM20 209V210H19ZM97 209V210H96ZM116 209V210H115ZM117 209L118 210H120L121 212H119L118 211V214H120V213H122L121 215H123V216H125V217H121V215H118L117 213V215L119 216H116L115 215V212L117 211ZM130 209H131V211H130ZM157 209V210H156ZM191 209V210H190ZM198 209H199V211H198ZM154 210H156V211H160L161 212V214H160V212L158 211V212H155ZM161 210H163V211H161ZM204 210V211H203ZM38 211V210H37ZM87 211H89V214L87 213ZM127 211V212H126ZM166 211V210H165ZM201 211H203L202 213H206L205 214V216L204 217H206L207 218V221H204L205 220V218H204V220H203V222L204 223H206V224H208V225H204L203 223H198L197 221L199 220V219H197L196 221L195 220H192L190 217H188V216H191L192 218H194V219H196V217H195V215L197 216V218H200L201 217V215H199V214H202V213H200ZM27 214V215H25V213ZM32 212V213H31ZM128 212H130V213H128ZM155 212V213H154ZM163 212V213H162ZM198 212V213H197ZM38 213H40V212H38ZM85 213H87L86 215L88 216L87 218H86V215H85ZM114 213V214H113ZM125 213V214H124ZM193 213V214H192ZM235 213V212H234ZM237 213V212H236ZM28 214H30V215H28ZM32 214H34L33 216H32ZM115 215L116 217H114L113 215ZM146 214V215H145ZM157 214V215H156ZM158 214H160V215H158ZM111 215H112V218H110L111 217ZM144 215V217H142ZM152 215V216H151ZM154 215H155V217H154ZM161 215H162V217H161ZM193 215V216H192ZM199 215V216H198ZM213 215H216V214H213ZM229 215L230 216H234V214L232 213V215H231V213H229ZM29 216V217H28ZM132 216V217H131ZM159 216V217H158ZM165 216H166V214H165ZM208 216V215H207ZM116 219L117 217L119 218L117 221L118 222H116V220H115V222L113 221L112 222V220L114 219V218ZM120 217L123 219V222H122V220L121 221H119L120 220ZM127 217V218H126ZM134 217V218H133ZM148 217V218H147ZM162 219H161V218ZM166 219H164V218ZM215 217V216H214ZM110 218V219H109ZM152 219V220H150V219ZM157 219V221H156V219ZM171 218V217H170ZM169 218V219H170ZM134 219V220H133ZM136 219V220H135ZM146 221H145V220ZM164 219V220H163ZM211 219L214 221V219H215V223L213 222V221H211ZM233 219V218H232ZM111 220V221H110ZM125 220V221H124ZM130 220V221H129ZM149 221V225H152V227H151V229L149 228H147L148 230H146V228L144 227L143 228V225H145V224H147V222ZM153 220H155V223L158 225V226H156V224L155 223H152L153 222ZM161 220V222H159ZM173 220V219H172ZM187 220H189V221H187ZM200 220H201V218H200ZM199 220V221H200ZM201 220V221H202ZM222 220V219H221ZM242 220V219H241ZM135 221H136V225H135ZM139 221V222H138ZM150 221H152V222H150ZM163 221V222H162ZM166 221V222H165ZM194 221L196 222V223H194ZM209 221V223H207ZM86 222H88V224H90V226L89 225H87V223ZM134 222V223H133ZM141 222V223H140ZM144 222H146V223H144ZM169 222V221H168ZM182 222H183V224H182ZM190 224H189V223ZM212 222L214 223V225L212 224ZM85 223H86V225H85ZM111 223V224H110ZM113 223V224H112ZM114 223H115V225H114ZM138 223V224H137ZM179 223V224H178ZM108 224H110V227H109V225ZM134 224V225H133ZM143 224V225H142ZM147 224V225H148ZM161 224V225H160ZM164 224H166V226L164 225ZM173 224H174V226H173ZM178 224V225H177ZM200 226H199V225ZM201 224L202 225H204V227H202L201 226ZM215 224H218V225H216V227H219V231H217L218 230V228H216L217 230H215ZM230 224V225H229ZM235 224V225H236ZM106 225L108 226V228H106ZM112 225H114L113 227H112ZM176 225V226H175ZM191 225V226H190ZM214 227H213V226ZM220 225H222V224H220ZM84 226H85V228H84ZM89 226V228L87 229V227ZM93 226V227H92ZM94 226H95V228L96 229H94ZM105 226V227H104ZM165 226V227H164ZM167 226H168V228H167ZM178 226V227H177ZM181 228H180V227ZM208 226V227H207ZM229 226V227H228ZM231 226V227H230ZM111 227H112V229H114V230H112L111 229ZM116 227V228H115ZM149 227V226H148ZM173 228V230H171L172 228ZM187 227V228H186ZM191 227V228H190ZM222 227V226H221ZM138 229V233H139V238L137 237L136 239H138L137 241H135L133 238H131V236H133L132 235V233L133 232H136V230ZM153 228H156L155 230L153 229ZM167 228V229H166ZM176 228H179V231H181V232H179L178 231V229H176ZM197 228V229H196ZM90 229V230H89ZM93 229V231L94 230H97L95 233L97 234V235H95V233L94 232H92L91 230ZM109 229V230H108ZM169 229V230H168ZM199 229V230H198ZM223 231V233H221L222 231ZM226 229V230H225ZM228 229V230H227ZM150 230H152V231H150ZM187 230H189V231H187ZM225 230V231H224ZM236 230V231H235ZM240 231L239 233H238V231ZM111 231V232H110ZM172 231V232H171ZM185 231V232H184ZM217 231V232H216ZM230 231V232H229ZM136 232V233H137ZM168 232H171V233H168ZM225 232H227V233H225ZM135 233V234H136ZM176 233H177V235L180 237L181 236V238L182 239H179V237L176 235ZM180 233V234H179ZM184 233V234H183ZM208 233V234H207ZM209 233H211V234H209ZM216 233H217V235H216ZM222 234V235H220L219 236V234ZM225 233V234H224ZM245 235H244V234ZM262 233V232H261ZM61 234V235H60ZM165 234V235H164ZM170 234V237L168 236ZM172 234V235H171ZM238 234V235H237ZM241 234V235H240ZM259 234H260V232H259ZM259 234H257L258 235V237L260 236ZM7 235V236H8ZM74 235H75V237H74ZM137 236H138V234H136ZM142 235V236H141ZM163 235V236H162ZM188 235H190L189 237H188ZM68 236H69V239H68ZM97 236L99 237V238H97ZM161 236V237H160ZM167 236V237H166ZM172 236V237H171ZM201 236V237H200ZM209 236H211V237H209ZM212 236H213V238H212ZM215 236V237H214ZM250 238V239H248V237ZM263 237H264V232H263V235H262ZM15 237V238H14ZM64 237V238H63ZM94 237H96L95 239H96V242L95 241H93V239H94ZM147 237V238H146ZM155 237H157V238H161V239H163V240H165L166 242H168V241H170V239H171V243H170V245L172 246V248H174V251H172V253L174 252V254L173 255H171L170 257H166V255L164 256L163 255V253H164V248L162 249L163 250V253H161L162 252V250L160 251V249L158 250V251H160L159 253H161V254H155V255H151V254H149V248L150 247H153V248H155L156 250H157V248H160V247H154L153 245L151 246L149 243H151L152 244V239L153 238H155ZM178 237V238H177ZM191 237V238H190ZM195 238L196 240L195 241H193L194 239L193 238ZM207 237V238H206ZM217 237V238H216ZM243 237V238H242ZM246 237H247V239H246ZM257 236H255L254 238H256ZM257 237V238H258ZM13 238L16 240H13ZM53 238V239H52ZM56 238H57V236H56ZM72 238V239H71ZM76 238V239H75ZM144 240H143V239ZM156 238V239H157ZM177 238V239H176ZM186 238V239H185ZM189 238V241H190V243H189V241L187 240ZM203 238V239H202ZM78 239H81V241H79ZM94 239V240H95ZM131 239H133L132 241H131ZM155 239V240H156ZM160 239V240H161ZM167 239H169V240H167ZM172 239H174L173 241H172ZM191 239H193L192 241H191ZM214 239V240H213ZM260 239H261V236H260ZM259 239V240H260ZM7 240V239H6ZM5 240V241H6ZM10 240V239H9ZM51 240V241H50ZM52 240H54V241H52ZM76 240V241H75ZM178 240H180V241H178ZM182 240H184V242H182ZM8 241V240H7ZM55 241H56V243H55ZM69 241H70V244H69ZM72 241V242H71ZM139 241V242H138ZM154 241V240H153ZM165 241H163V243L165 244L166 242ZM175 241V242H174ZM181 242V247L179 248V246H180V243L178 244V242ZM215 241H216V243H215ZM219 241V242H218ZM1 242V241H0ZM9 242V241H8ZM22 242V243H21ZM52 242V243H51ZM131 242V243H130ZM143 242V243H142ZM159 243L161 242V241H158ZM173 242H174V244H173ZM186 242V243H185ZM188 242V243H187ZM192 242H193V244H192ZM195 242V243H194ZM54 243H55V245L56 246H58V247H56L55 245H54ZM157 242H155V243H153V244H156ZM169 243V242H168ZM168 243H166V244H168ZM176 243H177V245H176ZM182 243H183V245H182ZM209 243V244H208ZM2 245H3V243H1ZM17 244V242L15 243V245ZM161 244H162V242H161ZM164 244H162V246L163 247H166V246H168V245H166L165 244V246H164ZM188 244V245H187ZM190 244V245H189ZM199 244V245H198ZM215 244V245H214ZM216 244H217V246H216ZM254 244V245H253ZM2 245H0V246H2ZM26 245V246H25ZM195 245H197V246H195ZM214 245V246H213ZM30 246H32V247H30ZM72 246H74V245H72ZM71 245L69 246V248H71L72 247ZM138 246V247H137ZM170 246V247H171ZM175 246H177V247H175ZM259 247V249H258V247ZM21 247H23V248H21ZM25 247V248H24ZM56 247V248H55ZM60 247H62L61 249H60V251H59V248ZM76 247V246H75ZM75 247H73V249H74V254H76V251H80L81 250V247L79 248V247H76V249L78 248L79 250H76L75 249ZM143 247V248H142ZM194 247H195V249H194ZM199 247V249L197 250L196 248H198ZM2 247H0V249H1ZM9 248V249H10ZM20 248V249H19ZM169 248V247H168ZM168 248H165V249H168ZM176 248H177V250H176ZM189 248H190V250H189ZM3 249H2V251H3ZM14 249H16V251L14 250ZM22 249V250H21ZM25 249H26V252H23V251H25ZM73 249H72V251H73ZM95 249V250H94ZM137 249V250H136ZM138 249H140V251L141 250H143V253H142V251L139 253L138 252ZM179 249H182V250H179ZM183 249H185V250H183ZM186 249L188 250V251H186ZM194 249V250H193ZM37 250V251H36ZM39 250V251H38ZM52 250H53V252H52ZM57 250V251H56ZM76 250V251H75ZM98 250V251H97ZM151 250V249H150ZM169 250H171V249H168L165 253H169ZM15 251V252H14ZM29 251V252H28ZM44 251H46V252H44ZM62 251H64V250H62ZM83 251H80L79 252V254H82L83 255V253H84V256L83 257H86L87 256V254H86V252H88V251H85V252H83ZM154 251V250H153ZM220 252V253H218V252ZM33 252V253H32ZM51 252V253H50ZM57 252V253H56ZM99 252V253H98ZM135 252H138L137 254L138 255H140L139 257H136L137 258V260L135 259V258H133V256H134V254H135ZM147 252V253H146ZM154 252H157V251H154ZM188 252V253H187ZM6 253V254H7ZM22 253H24V254H22ZM28 253V254H27ZM30 253H32V254H30ZM36 253V254H35ZM50 253V254H49ZM54 253V254H53ZM78 253V252H77ZM151 253H152V251H151ZM164 253V254H165ZM170 253H171V251H170ZM171 253V254H172ZM187 253V254H186ZM248 253V254H247ZM8 254V255H9ZM22 254V255H21ZM43 254V255H42ZM45 254V255H44ZM50 256V259H48V255ZM72 254V253H71ZM73 254V255H74ZM88 254H90L89 252H88ZM92 254H91V256H89L91 259H92ZM99 254V255H98ZM183 254V255H182ZM233 254V255H232ZM236 254V255H235ZM21 255V256H20ZM29 255H31L32 256V258L33 259H31V257H29ZM37 255V256H36ZM51 255H54L53 257L51 256ZM81 255V256H82ZM132 255V256H131ZM149 255H151L152 257H149ZM159 256V255H161V257H162V255L164 256L163 258H160V257H158V261H157V257H153V256ZM219 255V256H218ZM238 255H240L239 257H238ZM242 255V256H241ZM24 258H23V257ZM39 256V257H38ZM43 256V257H42ZM44 256H45V259H44ZM46 256H48V257H46ZM57 256V255H56ZM60 256L59 257H57V258H60ZM76 256V255H75ZM77 256H78V254H77ZM80 256V257H81ZM137 256V255H136ZM144 256V257H143ZM147 256V257H146ZM168 256H169V254H168ZM175 256V257H174ZM177 256V257H176ZM191 256L193 257L194 256V258H191ZM226 256V257H225ZM251 256H249V257H251ZM62 257V258H63ZM69 257V256H68ZM68 257H66V259L69 261H64L65 262V264H81L82 262V264H87V262H86V258H81L82 260H84L85 261V263H84V261H74V259L72 258V256H71V260L70 259H68ZM74 257V256H73ZM89 257L87 256V258L89 259ZM135 257V256H134ZM143 257V258H142ZM146 257V258H145ZM166 257V258H165ZM172 257V258H171ZM197 257H200L201 258V260H200V258H198L197 259ZM205 257V258H204ZM238 257V258H237ZM23 258V261L21 260ZM46 258H47V260H49V261H47L46 260ZM53 258V259H52ZM55 258V259H54ZM62 258L60 259V260H62ZM132 258V259H131ZM168 258V259H167ZM169 258H170V260H169ZM186 260H185V259ZM215 258V259H214ZM235 258H237V259H235ZM35 259V260H36ZM77 259V258H76ZM134 259L136 260V261H134ZM143 259H145V260H143ZM165 259H167V261H169V262H167V261H164ZM172 259V260H171ZM190 259V260H189ZM192 259V260H191ZM14 260V261H13ZM32 260V261H31ZM34 260V262H36ZM63 260H65L64 258H63ZM62 260V261H63ZM78 260H80V258L78 257ZM138 260H139V262H138ZM152 260V261H151ZM183 260V261H182ZM193 260H194V262H193ZM197 260V261H196ZM207 260V261H206ZM231 260V261H232ZM10 261H13V262H10ZM17 261V262H16ZM21 261V262H20ZM27 261V262H26ZM37 261V262H38ZM70 261H72V262H70ZM143 261H144V263H143ZM148 261V262H147ZM164 261V262H163ZM171 261V262H170ZM191 261V262H190ZM63 262V263H64ZM166 262V263H165ZM173 262V263H172ZM183 262V263H182ZM209 262V261H208ZM94 263V262H93ZM92 263V264H93ZM96 263V262H95ZM94 263V264H95Z\"/></svg>",
	"mask_w": 264,
	"mask_h": 264
}]
</instances>
